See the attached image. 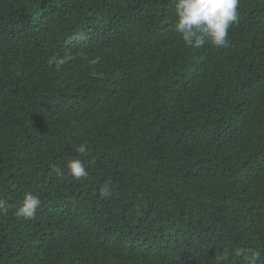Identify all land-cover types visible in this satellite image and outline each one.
<instances>
[{"label":"trees","instance_id":"obj_1","mask_svg":"<svg viewBox=\"0 0 264 264\" xmlns=\"http://www.w3.org/2000/svg\"><path fill=\"white\" fill-rule=\"evenodd\" d=\"M237 11L227 47L193 49L174 0H0V264L264 253V0Z\"/></svg>","mask_w":264,"mask_h":264},{"label":"clouds","instance_id":"obj_2","mask_svg":"<svg viewBox=\"0 0 264 264\" xmlns=\"http://www.w3.org/2000/svg\"><path fill=\"white\" fill-rule=\"evenodd\" d=\"M175 15L177 17L174 31L180 36L184 45L188 48L199 49L210 44L220 49L228 46V35L230 28L238 22L239 0H174ZM50 66L55 65L56 69L63 64V60L53 57ZM77 151L81 154L87 152V146L81 144ZM59 175L64 176L61 169H54ZM67 175L74 180L86 179L89 175L82 160L71 159L66 164ZM101 198L112 197V190L105 186L100 189ZM41 206L38 196L25 193L24 197L16 207L15 215L25 220H33ZM9 205L0 199V214L7 215ZM247 264H264V253L252 251L246 258Z\"/></svg>","mask_w":264,"mask_h":264}]
</instances>
